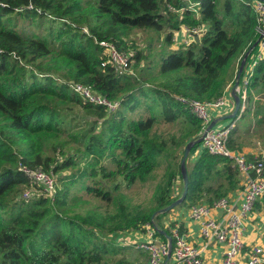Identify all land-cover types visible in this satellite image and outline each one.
Returning a JSON list of instances; mask_svg holds the SVG:
<instances>
[{"label":"trees","instance_id":"1","mask_svg":"<svg viewBox=\"0 0 264 264\" xmlns=\"http://www.w3.org/2000/svg\"><path fill=\"white\" fill-rule=\"evenodd\" d=\"M84 1L0 0V19L14 11L28 20L44 15L59 20L66 29L43 38L14 30L8 26L9 19L0 23V264H100L102 255L95 252L97 247L89 249L87 245V239L95 238L94 230H103L100 223L93 217L92 223L87 219L81 224L65 221L58 192L54 200L43 191L17 200L21 186H31L20 168H38L54 178L83 164L85 173L91 170L87 176L93 180L86 184V194L110 203L112 195L105 190L106 185H113L116 191L119 180L131 187L150 179L165 147L151 137L159 120L171 124L185 119L198 136L201 121L176 98L202 103L216 101L233 81L239 57L256 39L253 11L237 0H190L199 3L197 16L188 10L184 0H90L94 7L92 22L101 23L100 28L92 26L87 34L75 26L90 22L82 14ZM103 17L105 20L101 21ZM105 26L125 32L150 30L158 34V40L163 34L157 61L142 64L146 59L143 53L117 40L114 33L104 31ZM183 27L204 31L198 41L194 39L187 46L167 52L174 33ZM70 32L66 40L62 39ZM99 42H111L121 47L120 51H132V66L124 71L105 64L107 56ZM38 61L51 66L60 63L65 72L61 77L63 82L53 74L40 71L37 74L33 66ZM41 63L37 64L40 68ZM263 76L264 59L254 67L249 88ZM66 83L89 86L94 93L119 102V107L109 113L104 107L94 106L73 94ZM47 99L73 102L93 120L80 137L70 135L80 147L75 155L68 154L60 162L55 156L65 154L63 148L67 143L57 141L47 146L48 139L41 140L51 130L61 127L65 131L62 122L56 123L55 112ZM142 105L147 116L137 120L126 117V113ZM156 106L160 108L159 115L154 111ZM199 147L196 143L190 155ZM103 161L110 165H100ZM218 161L226 165L223 169L226 179L238 175L227 159L201 150L193 173L186 171L188 198L193 195L197 176L201 172L210 175ZM97 177L99 181H94ZM174 179L175 175L170 174L159 187L155 196L159 209L175 201L171 197ZM163 216L158 215L154 221ZM150 223L151 214L143 212L126 218L108 232H144V226ZM156 236L163 238L159 233Z\"/></svg>","mask_w":264,"mask_h":264},{"label":"rangeland","instance_id":"2","mask_svg":"<svg viewBox=\"0 0 264 264\" xmlns=\"http://www.w3.org/2000/svg\"><path fill=\"white\" fill-rule=\"evenodd\" d=\"M84 2V12L82 14L84 17L90 18V22L89 24L84 22L77 25L74 24L79 27V29H82V33H86L85 31L88 32L92 26L100 28L101 23L92 22V11H94L92 10L94 8L92 7V1L85 0ZM5 19H9V27L28 36L47 38L51 35H58L60 29L63 31L66 30L59 20L44 15L43 17L28 20L21 16H17L16 11H14V13L5 18H1L0 23L4 22ZM104 20L105 17L101 19V21ZM115 28L116 27L105 26L103 30L108 33H114L117 40L122 41L126 46H133L141 51L146 57L142 64L157 61L158 54L163 47V34H160L161 36L158 40V34L150 30L131 29L125 32L124 30H116ZM70 34L71 32L65 33L66 37L62 36V39L66 40ZM118 49L120 50L121 47ZM166 51L171 52L173 50L170 47L166 48ZM22 62L24 63L23 60ZM38 63L41 62L38 61L33 66L37 74L39 71L53 74L54 77H60L59 79L61 80H58L63 82L61 77L64 76L65 72H63L60 63H55L51 66L47 64V62H43L41 63L43 64L41 68L37 66ZM29 69L32 68L29 67ZM138 69L139 67L135 70ZM46 102L55 112L56 123L59 125V122H62L65 131L59 127L57 130L49 131L41 140L48 139V141H46L48 142L47 146L57 141H60V143H67L63 148L65 154L63 156H55L60 162L68 154L75 155V150L80 147L75 140L70 138V135L77 134V137H80L84 131L89 130L93 120L92 117L87 116L80 107L76 106L73 102H55L50 99H47ZM142 104L144 103L142 102ZM245 106L239 119L235 121L236 127H239L238 129H241L246 135L254 136L253 139H259L261 142H264V76L254 84V86L249 88L248 101ZM155 108H157V110L154 111L159 115V106ZM145 109L143 105L139 106L136 111L126 113V117L134 120L144 118L148 115ZM230 121L231 120L224 122L231 123ZM193 130L194 126L185 119H179L171 124H166L162 120H159L151 131V137L164 143L165 147L156 160V166L150 179L144 184L137 182L131 187H127L119 180V188L116 191L113 190V185L105 184V190L112 195V201L110 203H105L86 194L84 188L86 184H90L93 180L87 176L90 175L91 170L88 169L87 173H85L83 164L78 168L54 175V179L57 182L58 200H60L61 204L60 208L64 210L61 214L64 220L81 224L83 219H87L89 223H92L93 217V220L100 223L101 227H103L102 231L94 230L95 238L93 240L87 239L89 249H93L96 246L97 250H95V252L101 253L102 261L100 264H130L131 262L129 261L131 256L135 257L139 253L133 244L134 242L128 239L127 236L129 235H124L125 233L129 234L135 232V230L121 232L124 234H112L108 231L110 228L123 223L126 218H133L143 212L151 214L152 217L154 213L159 211L160 209L155 203V196L159 187L165 183L170 174L175 175V179L172 183L173 192L171 193V197L177 200L182 196L183 181L181 176L179 177L180 161L189 144L192 141H197L198 136L194 135ZM191 149L190 147L188 150L189 153L185 161V167L186 171L193 173V165L197 158H195L193 154L190 155ZM100 165L109 166L110 164L107 161H103ZM224 167H226V165L218 161V164L214 166L213 172H211L210 175L201 172L195 180L193 195H191L190 198L187 196L183 203L166 213L165 216L161 217L156 223L160 225V223L173 217L179 218L182 213L188 211L190 206L224 197V187L236 189L238 187L237 175L228 179L225 177L221 178L219 175L221 169ZM94 181H99V177L95 178ZM28 185L31 186H21L19 190L20 194L17 195L16 198L17 200L21 197L25 198V195H32L40 192L37 190V186H34L30 181ZM207 189H209L208 192ZM54 209L58 211L56 208ZM88 228L92 231V226Z\"/></svg>","mask_w":264,"mask_h":264},{"label":"built area","instance_id":"3","mask_svg":"<svg viewBox=\"0 0 264 264\" xmlns=\"http://www.w3.org/2000/svg\"><path fill=\"white\" fill-rule=\"evenodd\" d=\"M184 1L188 4V10L197 16L196 7L199 3H192L190 0ZM237 1L249 6L253 11L256 34L253 43L255 46L250 51L247 47L237 61V68L242 60H244V67L238 78V86L235 89L232 88L234 96L239 98L243 108L248 101V88L253 77L254 67L264 59V2L259 0ZM181 30L189 38L185 45L193 41L194 37H199L204 31L202 28L189 30L185 27ZM85 32L87 33V31ZM98 45L104 49L107 56L105 64H113L124 71L132 66V51H120L109 42H99ZM248 51L249 53H247ZM236 77L237 75L229 87H233ZM66 86L84 101L94 106L104 107L109 113L116 111L119 107V102L110 101L106 97L94 93L89 86L80 83H66ZM176 100L186 106L189 113L201 121L202 127L197 137L201 148L211 156L224 158L231 162L232 167L237 170L242 179L238 207L235 202L233 203L226 198H220L211 204L189 207V219L199 223V232L204 240V247L213 242L223 247V258L220 264H264V248L253 246L244 251L242 241L244 221L248 214L256 203L264 204V156L250 158L228 148V140L234 128L233 123L212 127L208 130L212 122V113L220 112L229 106L225 91L220 98L211 103H202L183 97H177ZM20 171L28 182L30 181L34 186H37L38 191H43L53 200L57 193V184L51 175L38 168L21 167ZM29 197L30 195H25V198ZM212 213H217L218 218H211L210 214ZM165 230L167 232L161 230L154 222L146 224L144 232H142L143 239L133 243L138 251L148 255L146 264H164L169 254L173 264H207L201 258V249H197L188 241L187 235L178 221L165 223ZM162 231L169 238L163 242L157 241L156 233L161 234ZM135 232L140 233V231Z\"/></svg>","mask_w":264,"mask_h":264},{"label":"crops","instance_id":"4","mask_svg":"<svg viewBox=\"0 0 264 264\" xmlns=\"http://www.w3.org/2000/svg\"><path fill=\"white\" fill-rule=\"evenodd\" d=\"M173 36L174 37L172 38V45H171V49L173 51L177 50L178 48L182 46H187L192 42L191 41L190 43L185 45V43L189 40V38H188V35L181 29L175 32ZM253 45L249 46L248 44L247 47L251 49ZM238 68L236 64L235 71H234V77L235 75H237L236 70L238 71ZM229 85L230 83L227 86L228 88L226 87V90H225L226 97L229 100V104H228L229 106L220 112L212 113V122L215 123L213 127H220L223 125L230 124L227 122L225 123L224 121L231 120L230 122L233 123L234 128L228 140V148L231 149L232 151L245 154L250 158L254 156H264V142H261L259 139H253L254 136L246 135L245 133L241 131V129H238L239 127H236L235 121L239 119L241 113L244 111L246 106H243L242 108V105L240 104L239 111L234 118L232 119L225 118L231 115L235 109V98H234V94L232 91L233 87H229ZM248 91H249V88H248ZM201 150L203 149L200 146L198 150L193 154V156L198 159L200 156ZM223 169H221V172L219 173L221 178L225 177ZM236 177L238 181V187L236 189L235 188L228 189L224 187L223 189H224L225 196L220 197V198H226L233 203L235 202L236 206L238 207L240 204L239 197H240V191L242 188V185H241L242 179L239 176V174ZM220 198H216L213 201L218 200ZM213 201L205 202L202 204H211ZM210 217L213 219L218 218V214L212 213L210 214ZM175 221H178L180 223L182 230L187 235L188 241L193 246H195L197 249H201V252H200L201 258L203 259L205 263L207 264H220L221 263V260L223 258V252H224L223 247L214 242L204 247V240L200 236V232H199L200 225L198 222H194L189 219L188 211L186 213H182L181 217L180 216L179 218L173 217L169 220H165L163 223H160V225H158L156 221H153V222L161 230L166 231L165 223L175 222ZM117 234H124V233H117ZM124 235H129L127 237L128 239H131V242H135V241H139L143 239L141 231L140 233L131 232L129 234L125 233ZM166 238L167 237L165 236H163V238L160 236H157L156 240L163 242L166 240ZM242 241L244 243V251L253 246H261L264 248V204L263 203L261 202L256 203L252 211L248 214L246 220L244 221V231L242 233ZM147 258H148V255L146 253L139 251V253L135 257L131 256L129 262H131L130 264H146ZM164 264H173V261L171 258L169 259L166 258L164 261Z\"/></svg>","mask_w":264,"mask_h":264},{"label":"water","instance_id":"5","mask_svg":"<svg viewBox=\"0 0 264 264\" xmlns=\"http://www.w3.org/2000/svg\"><path fill=\"white\" fill-rule=\"evenodd\" d=\"M259 1H263L264 0H259ZM195 41H198V37H194ZM255 46V44L251 47L253 48ZM251 49H249L250 51ZM249 51L247 53H249ZM243 67H244V60L241 61L240 65H239V68H238V71H237V77L234 81V84H233V89H235L237 86H238V78L240 77L241 73H242V70H243ZM235 98V109H234V112L229 115L228 117H225V118H228V119H232L236 116V114L238 113L239 111V108H240V101H239V98L237 96H234ZM215 125L214 122L210 123L209 127H208V130L211 129L213 126ZM196 143H200V141L197 139V141H192L188 148L184 151L183 153V157L180 161V175H181V178H182V181H183V193H182V196L175 200L173 203H171L170 205H168L167 207L165 208H162L160 209L159 211H157L156 213H154L151 217V222L154 221L155 217H157L158 215H162V214H166L168 212H170L171 210L175 209L176 207H178L181 203H183L186 199V196L188 194V178H187V172H186V167H185V161H186V158L188 156V150L190 149V147L192 148V146ZM161 234L167 238L168 235L162 231ZM170 247H171V244H170ZM170 258V254L167 256V259Z\"/></svg>","mask_w":264,"mask_h":264}]
</instances>
